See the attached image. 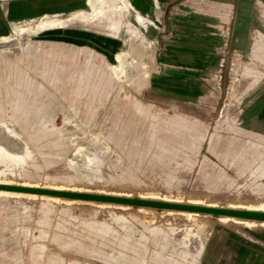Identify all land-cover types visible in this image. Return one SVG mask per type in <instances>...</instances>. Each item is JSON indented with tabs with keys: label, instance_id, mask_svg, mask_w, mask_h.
Masks as SVG:
<instances>
[{
	"label": "rangeland",
	"instance_id": "374dc122",
	"mask_svg": "<svg viewBox=\"0 0 264 264\" xmlns=\"http://www.w3.org/2000/svg\"><path fill=\"white\" fill-rule=\"evenodd\" d=\"M149 1L0 27V180L264 205V0ZM43 195L0 193V264H264L261 220Z\"/></svg>",
	"mask_w": 264,
	"mask_h": 264
},
{
	"label": "crops",
	"instance_id": "0c3cea01",
	"mask_svg": "<svg viewBox=\"0 0 264 264\" xmlns=\"http://www.w3.org/2000/svg\"><path fill=\"white\" fill-rule=\"evenodd\" d=\"M127 3L129 9H135L137 12L144 10V12L149 13L152 9L149 0H134V3L127 0ZM85 6L90 8L91 5L88 0H0V27L8 30L13 27L15 22L42 20L46 16L56 14L64 16L61 19L62 23H68V25H58V29L84 32L94 28L92 22L75 19L74 16L75 12L81 11L82 15L89 17L91 15L90 11L85 13L82 9H78ZM76 20L79 25L74 23ZM83 39V36L75 33V45H83L80 44Z\"/></svg>",
	"mask_w": 264,
	"mask_h": 264
},
{
	"label": "water",
	"instance_id": "95a60500",
	"mask_svg": "<svg viewBox=\"0 0 264 264\" xmlns=\"http://www.w3.org/2000/svg\"><path fill=\"white\" fill-rule=\"evenodd\" d=\"M0 189L30 192V193H36V194L57 195L60 197L76 198V199H83V200H93V201H98V202H110V203H116V204L160 207V208H166V209L186 210V211H193V212L228 215V216L239 217V218L264 220V211L233 209V208H227V207L226 208L225 207H213V206L168 202V201H161V200L143 199V198H137V197L113 196V195H106V194L75 192V191H67V190H52V189H46V188L25 187V186H15V185H6V184H0Z\"/></svg>",
	"mask_w": 264,
	"mask_h": 264
},
{
	"label": "bare ground",
	"instance_id": "6f19581e",
	"mask_svg": "<svg viewBox=\"0 0 264 264\" xmlns=\"http://www.w3.org/2000/svg\"><path fill=\"white\" fill-rule=\"evenodd\" d=\"M121 5L123 7H126L127 6V11L129 9V5L127 3V0H122L121 2ZM131 11V10H130ZM132 12V11H131ZM135 20L136 22H141L142 21V18H141V15H138V13L135 14ZM118 59L119 61L121 62L122 61V56H119L118 55ZM124 59V58H123ZM8 129H10L8 127ZM13 131V130H12ZM13 133V132H12ZM14 134V133H13ZM22 141V140H21ZM27 147V146H26ZM6 148L4 146H0V154L3 155L6 159H9L6 155ZM11 156H13V158L15 157L16 160H20L21 157L18 155V154H10ZM12 158V157H11ZM15 160V161H16ZM14 161V160H13ZM19 162V161H17ZM0 184H6V185H15V186H25V187H38L35 186V185H30V184H27V183H13V182H10L9 180L6 181V180H0ZM39 188H46V189H52V190H67V191H75V192H87V191H77V190H74V189H65L63 187H56V186H51V187H39ZM0 193L1 194H4V195H22V194H26V195H29V196H36V193H30V192H22V191H14V190H5V189H0ZM88 193H97V192H88ZM98 194H106V195H113V196H124V195H114V194H107V193H98ZM38 195V194H37ZM42 196V195H41ZM43 196H46L47 198H51V199H55V200H58L62 197L60 196H57V195H48V194H44ZM125 197H131V196H125ZM139 198V197H138ZM143 199H148V198H143ZM161 201H164V200H161ZM168 202H177V201H169L167 200ZM65 203V202H64ZM104 203V202H103ZM179 203V202H177ZM116 205H120V204H116ZM195 205H204V206H213V207H216V205H212V204H195ZM120 206H123V205H120ZM228 208H233V209H243V210H255V211H264V205H243V204H240V205H236V206H229ZM169 210H172V209H169ZM178 211V210H177ZM224 217H227V218H239V217H233V216H228V215H222ZM241 219H245L246 221L247 220H255V219H247V218H241ZM243 221V220H242ZM248 221V222H249ZM256 221V220H255ZM247 222V223H248ZM260 222H263L264 223V220H261ZM252 223V221H251Z\"/></svg>",
	"mask_w": 264,
	"mask_h": 264
}]
</instances>
